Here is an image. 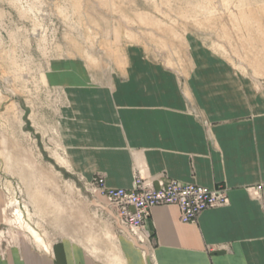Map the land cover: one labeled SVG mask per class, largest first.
<instances>
[{
  "label": "crops",
  "instance_id": "crops-1",
  "mask_svg": "<svg viewBox=\"0 0 264 264\" xmlns=\"http://www.w3.org/2000/svg\"><path fill=\"white\" fill-rule=\"evenodd\" d=\"M184 72L139 44L99 80L74 62L64 89L59 134L66 171L130 189L137 174L228 187L229 204L183 223L175 205L156 206L140 246L113 226L103 255L69 237L20 241L0 264H264V86L198 36L189 35Z\"/></svg>",
  "mask_w": 264,
  "mask_h": 264
},
{
  "label": "rangeland",
  "instance_id": "rangeland-1",
  "mask_svg": "<svg viewBox=\"0 0 264 264\" xmlns=\"http://www.w3.org/2000/svg\"><path fill=\"white\" fill-rule=\"evenodd\" d=\"M193 34L264 86V0H0V255L35 231L107 251V200L63 167L55 82L74 62L99 80L131 44L184 72Z\"/></svg>",
  "mask_w": 264,
  "mask_h": 264
},
{
  "label": "built area",
  "instance_id": "built-area-1",
  "mask_svg": "<svg viewBox=\"0 0 264 264\" xmlns=\"http://www.w3.org/2000/svg\"><path fill=\"white\" fill-rule=\"evenodd\" d=\"M86 184L107 200L109 211H104L117 231L141 247L149 242L144 229L153 207L175 205L183 223H195L203 211L228 205L230 201L224 184L207 187L163 177L155 186L150 178L140 174L135 176L130 189L109 188L101 175Z\"/></svg>",
  "mask_w": 264,
  "mask_h": 264
},
{
  "label": "bare ground",
  "instance_id": "bare-ground-1",
  "mask_svg": "<svg viewBox=\"0 0 264 264\" xmlns=\"http://www.w3.org/2000/svg\"><path fill=\"white\" fill-rule=\"evenodd\" d=\"M34 234H35V235H34L35 240L38 241V242L43 243V239H42V237L38 234V232L35 231Z\"/></svg>",
  "mask_w": 264,
  "mask_h": 264
}]
</instances>
